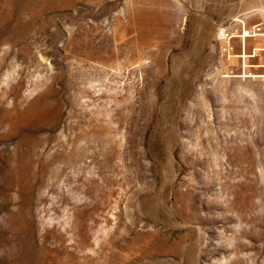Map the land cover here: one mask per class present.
Wrapping results in <instances>:
<instances>
[{
	"label": "rangeland",
	"instance_id": "obj_1",
	"mask_svg": "<svg viewBox=\"0 0 264 264\" xmlns=\"http://www.w3.org/2000/svg\"><path fill=\"white\" fill-rule=\"evenodd\" d=\"M253 3L0 0V264H264V90L208 77Z\"/></svg>",
	"mask_w": 264,
	"mask_h": 264
},
{
	"label": "built area",
	"instance_id": "obj_2",
	"mask_svg": "<svg viewBox=\"0 0 264 264\" xmlns=\"http://www.w3.org/2000/svg\"><path fill=\"white\" fill-rule=\"evenodd\" d=\"M248 13H239L220 27L215 34V61L210 78H260L264 90V73L256 71L264 52V20L249 24ZM258 38L259 42L248 50V40Z\"/></svg>",
	"mask_w": 264,
	"mask_h": 264
},
{
	"label": "crops",
	"instance_id": "obj_3",
	"mask_svg": "<svg viewBox=\"0 0 264 264\" xmlns=\"http://www.w3.org/2000/svg\"><path fill=\"white\" fill-rule=\"evenodd\" d=\"M255 5H256V4H254V3L251 4V5L249 6L250 8H248V9H246V7H248L247 5H246V6H242L243 9L245 8V11L242 12V13H248V14H250L249 17H248V22H249V24H253V23H256V22H258V21L264 20V13H262L258 19H252V20H250V18H251L252 16H254V15L257 14L255 11H260L259 8H255V7H254ZM251 7H252V8H251ZM254 12H255L256 14H255ZM258 42H259V39H258V38H250V39L248 40V50H251V48H252L253 46L257 45ZM255 61H256L257 63H260V64H261L260 66H257V67H256V71H257V72L259 71L260 73H264V52H262L261 60L256 59Z\"/></svg>",
	"mask_w": 264,
	"mask_h": 264
}]
</instances>
